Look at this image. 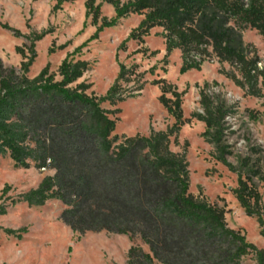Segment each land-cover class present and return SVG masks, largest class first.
Segmentation results:
<instances>
[{
  "label": "trees",
  "instance_id": "1",
  "mask_svg": "<svg viewBox=\"0 0 264 264\" xmlns=\"http://www.w3.org/2000/svg\"><path fill=\"white\" fill-rule=\"evenodd\" d=\"M71 1L56 0L54 8ZM96 1L86 0L85 16L93 25L100 24L93 36L63 59L57 70L59 81L48 65L35 77L27 76L36 57L34 46L29 56L16 48L24 60L18 72L0 60V162L8 157L15 169L26 170L33 164L39 170L55 171L36 188L8 198L10 205L40 207L57 200L64 206L60 220L73 232L139 238L149 252L130 247L126 264H240L248 255L254 264H264V250L228 227L223 208L189 193L186 157L170 150V139L187 123L183 93L165 80L154 82L161 91L159 103L174 123L148 136H118L115 120L109 117L112 112L101 105L114 106L133 97L122 83L131 82L135 71L120 65L115 83L97 97L87 94L89 85L76 84L88 63L72 58L104 29L138 15L143 18L126 41L142 42L159 28L166 55L180 52V74L200 71L204 62L216 59L239 75L227 73L236 85L258 95L264 71L258 68L257 51L243 41V32L256 31L264 43V0H103L114 9L111 19L100 17L101 5ZM199 104L203 114L193 113L191 118L205 125L203 136L215 144L217 161L234 171L226 159L230 152L222 144L228 109L204 92ZM10 189L4 186L0 201ZM233 194L245 215L257 218L264 236L260 194L241 175ZM6 212L0 204V215ZM1 231L18 239L25 232L0 227Z\"/></svg>",
  "mask_w": 264,
  "mask_h": 264
},
{
  "label": "rangeland",
  "instance_id": "2",
  "mask_svg": "<svg viewBox=\"0 0 264 264\" xmlns=\"http://www.w3.org/2000/svg\"><path fill=\"white\" fill-rule=\"evenodd\" d=\"M127 1L120 0L121 3ZM85 2L73 0L55 9L56 0H0V60L4 67L15 68L18 72L24 60L16 48L29 56L30 48L34 46L36 57L27 76L35 77L48 65L49 72L59 81L57 70L63 59L93 36L100 24L95 26L91 18H86ZM96 3L101 5L100 17H114L111 5L103 0ZM142 18L129 15L120 19L116 26L104 29L97 39L74 53L72 58L75 61L88 63L87 71L76 84L84 82L90 86L88 95L101 97L115 83L120 65L135 71L131 82L122 83L133 97L114 106L101 105L112 112L109 117L115 120V133L128 137L166 131L174 123L159 103L161 91L154 82L165 80L183 93L182 113L187 123L176 138L170 139V150L186 157L189 193L223 208L228 227L240 231L247 242L264 250V236L260 235L257 218L247 217L233 194L241 175L260 194V212L264 221L263 79L258 80V95H253L252 91L240 88L227 77V73L233 72L240 78L230 65L216 59L204 62L200 71L180 74V52L174 50L166 55L161 29H152L142 42L126 41ZM3 25L8 28L4 29ZM40 36L41 39L37 40ZM243 41L257 51L258 68L264 71L261 36L254 30H246ZM201 92L222 102L228 109L222 144L230 152L226 159L234 171L217 161L215 144L203 136L205 125L191 118L193 113L203 114L199 104ZM54 173L53 169L41 172L33 164L26 170L15 169L8 157L1 160L0 195L5 185L11 189L0 201L7 207L6 214L0 215V227L25 232L19 239L0 232V264H126L130 247L139 246L149 252L137 237L104 231L73 232L60 220L64 206L57 200H49L40 207H29L25 203L10 205L8 198H16L36 188L43 178ZM240 264H254L252 255L243 257Z\"/></svg>",
  "mask_w": 264,
  "mask_h": 264
},
{
  "label": "built area",
  "instance_id": "3",
  "mask_svg": "<svg viewBox=\"0 0 264 264\" xmlns=\"http://www.w3.org/2000/svg\"><path fill=\"white\" fill-rule=\"evenodd\" d=\"M40 171H41V172H45V171H46V169H45V168H42V169H40Z\"/></svg>",
  "mask_w": 264,
  "mask_h": 264
}]
</instances>
